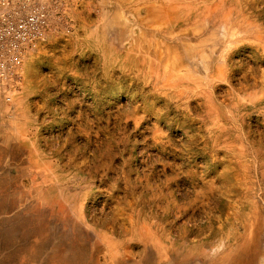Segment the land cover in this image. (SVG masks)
<instances>
[{"label":"rangeland","instance_id":"1","mask_svg":"<svg viewBox=\"0 0 264 264\" xmlns=\"http://www.w3.org/2000/svg\"><path fill=\"white\" fill-rule=\"evenodd\" d=\"M47 4L0 96V264H264V0Z\"/></svg>","mask_w":264,"mask_h":264},{"label":"built area","instance_id":"2","mask_svg":"<svg viewBox=\"0 0 264 264\" xmlns=\"http://www.w3.org/2000/svg\"><path fill=\"white\" fill-rule=\"evenodd\" d=\"M47 0H0V96L5 103L23 80L25 63L45 41Z\"/></svg>","mask_w":264,"mask_h":264},{"label":"bare ground","instance_id":"3","mask_svg":"<svg viewBox=\"0 0 264 264\" xmlns=\"http://www.w3.org/2000/svg\"><path fill=\"white\" fill-rule=\"evenodd\" d=\"M169 8H170L169 6H166L165 8H163L161 6L159 8L158 7L154 8L153 5H150L149 9H147L145 13L147 14L148 17L158 15V17L160 16V20H164L167 17V14H168L167 10ZM160 22L164 23V21H160ZM157 26H159V25H157Z\"/></svg>","mask_w":264,"mask_h":264}]
</instances>
